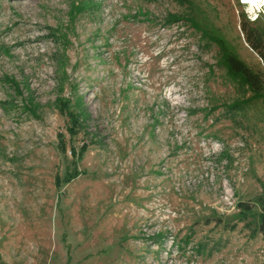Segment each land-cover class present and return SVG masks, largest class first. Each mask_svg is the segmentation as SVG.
<instances>
[{
  "label": "rangeland",
  "instance_id": "1",
  "mask_svg": "<svg viewBox=\"0 0 264 264\" xmlns=\"http://www.w3.org/2000/svg\"><path fill=\"white\" fill-rule=\"evenodd\" d=\"M241 14L261 0H0V264H264Z\"/></svg>",
  "mask_w": 264,
  "mask_h": 264
},
{
  "label": "trees",
  "instance_id": "2",
  "mask_svg": "<svg viewBox=\"0 0 264 264\" xmlns=\"http://www.w3.org/2000/svg\"><path fill=\"white\" fill-rule=\"evenodd\" d=\"M239 29L243 36L244 42L247 46L256 53L263 69L261 71H254L242 61L228 48L222 49V64L227 73L240 79L250 91L255 95L264 98V20L256 16L252 20H248L241 14L239 18ZM71 133L79 127L75 120H71ZM72 176L65 177L68 181ZM262 193L256 197L255 203L259 206L257 214L256 231L260 234L261 239L264 240V177L260 181ZM238 207L241 210H249L248 203L239 202Z\"/></svg>",
  "mask_w": 264,
  "mask_h": 264
},
{
  "label": "bare ground",
  "instance_id": "3",
  "mask_svg": "<svg viewBox=\"0 0 264 264\" xmlns=\"http://www.w3.org/2000/svg\"><path fill=\"white\" fill-rule=\"evenodd\" d=\"M261 4H262V6H264V0H261Z\"/></svg>",
  "mask_w": 264,
  "mask_h": 264
}]
</instances>
